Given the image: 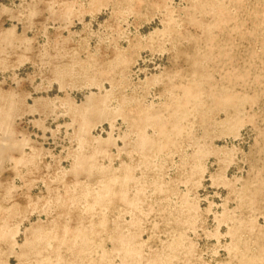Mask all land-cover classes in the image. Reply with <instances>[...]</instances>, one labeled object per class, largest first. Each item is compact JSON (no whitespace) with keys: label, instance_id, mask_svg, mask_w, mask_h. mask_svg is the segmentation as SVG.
I'll return each mask as SVG.
<instances>
[{"label":"rangeland","instance_id":"obj_1","mask_svg":"<svg viewBox=\"0 0 264 264\" xmlns=\"http://www.w3.org/2000/svg\"><path fill=\"white\" fill-rule=\"evenodd\" d=\"M0 264H264V0H0Z\"/></svg>","mask_w":264,"mask_h":264}]
</instances>
